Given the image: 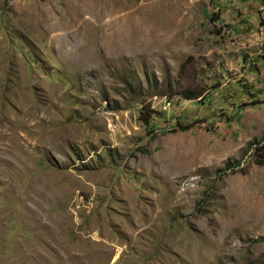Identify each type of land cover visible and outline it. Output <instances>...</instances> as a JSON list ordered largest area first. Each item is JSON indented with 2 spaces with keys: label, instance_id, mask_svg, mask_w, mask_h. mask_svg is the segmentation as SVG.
Wrapping results in <instances>:
<instances>
[{
  "label": "rangeland",
  "instance_id": "obj_1",
  "mask_svg": "<svg viewBox=\"0 0 264 264\" xmlns=\"http://www.w3.org/2000/svg\"><path fill=\"white\" fill-rule=\"evenodd\" d=\"M263 143L264 0H0V264H264Z\"/></svg>",
  "mask_w": 264,
  "mask_h": 264
},
{
  "label": "trees",
  "instance_id": "obj_2",
  "mask_svg": "<svg viewBox=\"0 0 264 264\" xmlns=\"http://www.w3.org/2000/svg\"><path fill=\"white\" fill-rule=\"evenodd\" d=\"M184 99L186 100H192L194 98H197L199 96H201V92H184L182 93ZM147 120V119H146ZM181 129L183 131H186L189 129L188 126H185V127H181ZM251 144H249V147H250ZM254 163L256 165H264V143L260 146V147H255L254 149ZM237 167H239V162H236V163H233V164H227L226 165V170H229L231 171V173L234 172V169H236ZM244 172V170H241Z\"/></svg>",
  "mask_w": 264,
  "mask_h": 264
}]
</instances>
